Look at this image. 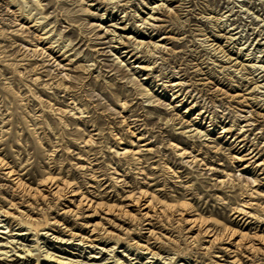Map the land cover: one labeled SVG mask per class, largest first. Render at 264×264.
<instances>
[{"label": "rangeland", "instance_id": "obj_1", "mask_svg": "<svg viewBox=\"0 0 264 264\" xmlns=\"http://www.w3.org/2000/svg\"><path fill=\"white\" fill-rule=\"evenodd\" d=\"M0 250L264 264V0H0Z\"/></svg>", "mask_w": 264, "mask_h": 264}, {"label": "bare ground", "instance_id": "obj_2", "mask_svg": "<svg viewBox=\"0 0 264 264\" xmlns=\"http://www.w3.org/2000/svg\"><path fill=\"white\" fill-rule=\"evenodd\" d=\"M167 2V1H166ZM154 5H156V4H154ZM158 6V5H157ZM160 6V5H159ZM154 8V7H153ZM151 17V16H150ZM149 20V19H148ZM60 191V190H59ZM72 192H74V191H72ZM88 201V200H87ZM137 201V200H136ZM82 202V201H81ZM80 202V203H81ZM79 203V204H80ZM87 203V202H86ZM148 203V202H147ZM84 204V203H83ZM90 204V203H89ZM15 248V247H14ZM2 249V248H1ZM1 251V250H0ZM8 252H10V251H6V253H8ZM21 252V251H20ZM103 252V251H102ZM5 252H0V255L1 254H4ZM21 254V253H20ZM47 256L49 257V258H53V260H56V261H58V262H60V263H62V264H86V263H81L80 261H74V260H63V258L61 259V258H57L56 256H53V254L52 253H50L49 251H47ZM56 257V258H55ZM2 260V259H1Z\"/></svg>", "mask_w": 264, "mask_h": 264}]
</instances>
